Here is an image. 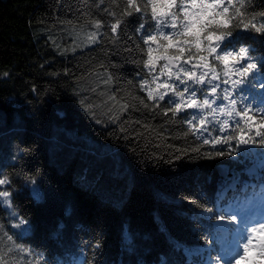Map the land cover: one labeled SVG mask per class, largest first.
I'll return each mask as SVG.
<instances>
[{"label":"trees","instance_id":"1","mask_svg":"<svg viewBox=\"0 0 264 264\" xmlns=\"http://www.w3.org/2000/svg\"><path fill=\"white\" fill-rule=\"evenodd\" d=\"M136 3L141 13H135L126 0L102 4L98 0H0V179L6 181L0 191L9 194L0 198V226L9 235L17 233L13 239L31 251L25 257L29 261L189 264L206 258V253L200 256L196 250L214 238L215 226L221 223L201 216L203 208L216 211L217 203L227 206L233 196L251 201L256 192L246 211L264 212L258 195L260 174L249 176L244 171L249 164L235 163L238 152L201 156L190 149L199 147L200 153L214 149L201 145L195 130L180 123L184 113L173 117L169 112L165 117L159 113L166 101L154 111L149 110L154 102L145 100L149 108L140 103L147 96L139 84L142 73H148L142 63L148 47L154 49V57L176 51L165 53L155 43L142 42L141 37L146 39L145 33L152 31L151 6L145 14V0ZM243 3L244 22L255 17L252 23L264 24V0ZM239 5L240 0H234V6ZM126 11L133 14L125 15ZM228 16L229 28L217 31L232 34L215 55H238L247 49L248 57L259 62L264 57V32L237 27L233 7ZM117 19L120 26L111 33L108 26ZM95 21L101 22L103 34L83 47ZM141 24L144 31L139 30ZM158 41L166 43L159 36ZM207 47L204 40L200 54L207 56ZM215 55L208 59L219 72L223 64L213 62ZM165 63L156 61L155 73ZM107 76L110 84L104 82ZM100 92L115 94L121 104L130 105L119 121L109 120L112 113L106 115L104 107L88 110L89 101L103 104ZM261 119L257 115L250 123L259 125ZM121 122L128 131H120ZM208 127L204 136H216ZM232 145L242 147L235 141ZM223 150L227 152L228 146ZM220 166L226 167L225 175ZM34 186L41 202L33 198ZM220 191L227 196H220ZM5 200L8 203H2ZM12 210L26 221L21 228L10 227L18 222L10 216Z\"/></svg>","mask_w":264,"mask_h":264},{"label":"snow or ice","instance_id":"2","mask_svg":"<svg viewBox=\"0 0 264 264\" xmlns=\"http://www.w3.org/2000/svg\"><path fill=\"white\" fill-rule=\"evenodd\" d=\"M98 2L102 4L104 0ZM126 3L135 13L142 12L136 0H126ZM227 4L228 6H225V0H179V2L178 0H145L143 12L146 14L148 6H151L149 20L153 23L150 24L152 31L145 33L146 39L144 36L141 37L142 42L146 45L155 43L158 48H163L165 53L174 48L176 54L154 57V49L148 47L147 60L142 61L148 73H142V82L139 84L141 89L147 91V96L140 100V103L145 108H149L145 100L154 102L149 109L154 111L160 108V102L166 101L165 108L160 109L159 114L167 117L171 112L175 117L184 113L180 123L187 124L189 131L195 130L193 135L201 145L210 144L214 149L209 153H200L199 147L192 148L191 151L206 158L232 156L238 152L240 158L234 161L235 163L249 164L250 167L244 170L249 176L255 177L259 172L261 183L258 195L261 203L264 204V57L258 58L259 62H257L256 59L248 57L247 49H241L238 55L224 52L222 56L213 57V62L222 61L224 64L219 72L212 67L208 59L216 53L212 41H222L232 34L231 31H217V29L229 28L231 23L228 16L229 7H233V16L238 18L237 27L264 32V24L257 26L252 23L255 17L244 22V13L240 11V8L244 7L243 0H240L239 7L234 6V0H227ZM189 8L196 11H189ZM105 11L109 16H115V12L107 9ZM181 12H183L182 16ZM124 14L131 16L133 12L126 11ZM120 23V19L110 23L108 26L110 32L116 33ZM93 27L95 30L87 34V43H96L98 35L103 34L100 32L102 27L100 21H95ZM166 29L170 31L166 32ZM139 30L144 31L143 24L139 25ZM158 36L166 43L160 44ZM174 36L177 39H174ZM204 40L208 41L207 56L200 54ZM230 57L237 62L244 60V63H239L234 70L229 69ZM245 57L248 58L245 60ZM158 60H166L168 63L163 65L159 73H155L153 65ZM181 61L183 62L180 63ZM149 74H151L149 78H144ZM236 75L241 79H233ZM162 76H166L167 79L161 80ZM104 82L110 84L111 77L107 76ZM91 90L95 92L94 88ZM99 95L105 97L103 104L93 105L89 101L87 108L89 111L94 107L106 108V115L112 113L109 116L112 122L119 121L120 115L130 107L128 103L121 104L115 94L100 92ZM81 103L83 104L84 101L81 100ZM118 104L119 109L116 108ZM131 107L135 108L136 105L133 104ZM250 111L252 115H249ZM257 115L262 117L259 125L250 123ZM208 125H211V130L217 133L216 136H204V133L209 132ZM144 127L148 126L144 125ZM120 131H128L123 127V122ZM233 141L237 146L242 147H233ZM216 145H220V148L216 149ZM226 145L229 149L227 152L223 150ZM256 146L260 147V151L255 150ZM177 151L179 152L180 149ZM188 151L185 149L184 154ZM179 158L177 156V159ZM5 183V180L0 179V185ZM239 188L240 185H237V191ZM228 191H233L231 185ZM32 195L37 202H41L42 195L35 186ZM7 196L6 191H0V198ZM220 196L226 197L227 193L220 191ZM252 197L253 200L250 201L247 197L240 200L238 196H233L227 206L217 203L216 211H213L212 207L203 208L201 216L221 223L215 226L214 238L206 240L205 246L196 250V254L200 256L206 253V258L199 261L190 260L189 264H264V212L255 216L246 211L254 202L257 193L253 192ZM2 203L8 202L5 200ZM66 214L70 215V213ZM10 216L18 221L10 224L13 229L21 228L26 224V221L20 219L15 212H11ZM14 235L17 233L13 232L9 235L0 226V264H47L46 261L38 259L27 260L25 257L31 255V251L16 244Z\"/></svg>","mask_w":264,"mask_h":264},{"label":"rangeland","instance_id":"3","mask_svg":"<svg viewBox=\"0 0 264 264\" xmlns=\"http://www.w3.org/2000/svg\"><path fill=\"white\" fill-rule=\"evenodd\" d=\"M189 11H196L195 9H191V8H189ZM224 42V40H222V41H216V40H213L212 41V45L214 46V47H216V53H213L214 55L215 54H218V51H219V49L221 48V43H223ZM84 44V46L83 47H86V46H89V45H91L90 43H83ZM207 44H208V41H207ZM183 62V61H182ZM221 64H223V62L221 61ZM236 66H239L238 65V63H237V61L236 60H232V58L230 57L229 58V64H228V68L229 69H232V70H234L235 68H236ZM223 67H224V64H223ZM222 67V68H223ZM198 72H199V70H197ZM218 72V71H217ZM233 79H237V75L236 76H234L233 77ZM9 195V194H8ZM12 209V208H11ZM13 211V210H12ZM14 212V211H13ZM259 215V213L258 214H256L255 216H258Z\"/></svg>","mask_w":264,"mask_h":264},{"label":"water","instance_id":"4","mask_svg":"<svg viewBox=\"0 0 264 264\" xmlns=\"http://www.w3.org/2000/svg\"><path fill=\"white\" fill-rule=\"evenodd\" d=\"M166 63H168V61H166ZM173 63H175V62H173ZM180 63H182V61H181ZM170 66H171V65H170ZM219 168H220V172H221V174L225 175L226 172H227L226 167H224V166H220Z\"/></svg>","mask_w":264,"mask_h":264}]
</instances>
